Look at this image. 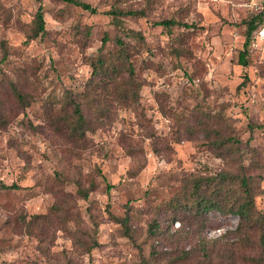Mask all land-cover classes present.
Here are the masks:
<instances>
[{
    "label": "rangeland",
    "instance_id": "rangeland-1",
    "mask_svg": "<svg viewBox=\"0 0 264 264\" xmlns=\"http://www.w3.org/2000/svg\"><path fill=\"white\" fill-rule=\"evenodd\" d=\"M81 1L97 11L0 0V180L19 185L0 188V264H264L260 27L239 62L262 0ZM224 172L250 177L255 223L196 209L194 179Z\"/></svg>",
    "mask_w": 264,
    "mask_h": 264
},
{
    "label": "trees",
    "instance_id": "trees-1",
    "mask_svg": "<svg viewBox=\"0 0 264 264\" xmlns=\"http://www.w3.org/2000/svg\"><path fill=\"white\" fill-rule=\"evenodd\" d=\"M74 2L76 4L81 5L82 7L91 10L92 12L97 11V7L93 6L90 2L81 1V0H67ZM108 12L114 13V19H118V15H145L146 12L144 9H115L109 10ZM37 31L36 34L39 32H45V16L43 12V7L40 6L37 13ZM157 23L170 25L173 23L172 19H165L157 21ZM264 23V8L262 11L256 15H254L251 19L247 20V35L246 40L244 43V48L241 49L239 54V62L243 65H247L249 63V46L251 42V38L253 36L254 31L261 27ZM129 33L139 36L141 39L144 38L143 33L140 30L135 29H128ZM107 40V38H105ZM118 43L120 44L121 52L119 58H122V54L126 52V42L123 38H118ZM7 56L4 55V58ZM118 57H107L98 58L99 63L95 64V68L98 69L100 66H108L117 68L116 62ZM108 65V66H106ZM130 73L134 74V67H129ZM21 98H24L22 93H19ZM76 110L78 113V118L73 124V128L75 130L82 129L87 121L83 114V111L80 107V104L76 105ZM0 119H3L0 115ZM219 177L221 182L215 184L214 180H217L216 177H199L195 178L193 182V190H192V197L191 199L195 203L196 209L203 212H208L209 210L215 208L224 212H234L240 216V218L251 221L255 223L259 220V211L256 209L255 205V197H254V190L251 185L250 177L247 174L237 175L231 172H224L220 174ZM208 184L209 186H213L210 193L203 191V186ZM236 184V185H234ZM19 185L17 183H7L5 181L0 180V188L5 189H12L17 188ZM151 233L154 234L156 230L160 228L158 223H153L151 226Z\"/></svg>",
    "mask_w": 264,
    "mask_h": 264
},
{
    "label": "built area",
    "instance_id": "built-area-1",
    "mask_svg": "<svg viewBox=\"0 0 264 264\" xmlns=\"http://www.w3.org/2000/svg\"><path fill=\"white\" fill-rule=\"evenodd\" d=\"M262 6H263V8H264V0H262ZM259 31H260V33H261L262 35H264V23H263V25L260 27Z\"/></svg>",
    "mask_w": 264,
    "mask_h": 264
}]
</instances>
